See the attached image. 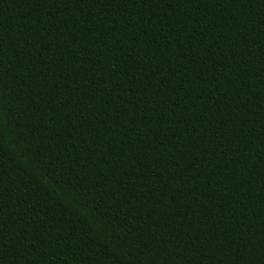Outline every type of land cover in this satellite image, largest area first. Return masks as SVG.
I'll return each instance as SVG.
<instances>
[{
	"label": "trees",
	"instance_id": "1",
	"mask_svg": "<svg viewBox=\"0 0 264 264\" xmlns=\"http://www.w3.org/2000/svg\"><path fill=\"white\" fill-rule=\"evenodd\" d=\"M0 264H264V0H0Z\"/></svg>",
	"mask_w": 264,
	"mask_h": 264
}]
</instances>
